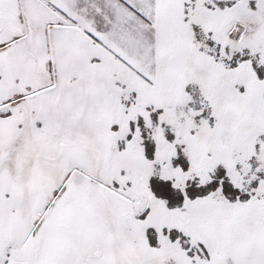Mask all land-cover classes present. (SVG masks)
<instances>
[{
    "label": "snow or ice",
    "instance_id": "6c2138e0",
    "mask_svg": "<svg viewBox=\"0 0 264 264\" xmlns=\"http://www.w3.org/2000/svg\"><path fill=\"white\" fill-rule=\"evenodd\" d=\"M0 264H264V0H0Z\"/></svg>",
    "mask_w": 264,
    "mask_h": 264
}]
</instances>
